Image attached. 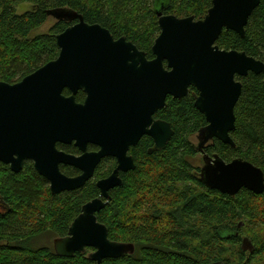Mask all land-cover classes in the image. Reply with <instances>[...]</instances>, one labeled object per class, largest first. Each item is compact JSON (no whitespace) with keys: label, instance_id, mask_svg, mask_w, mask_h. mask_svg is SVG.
<instances>
[{"label":"trees","instance_id":"16d2710c","mask_svg":"<svg viewBox=\"0 0 264 264\" xmlns=\"http://www.w3.org/2000/svg\"><path fill=\"white\" fill-rule=\"evenodd\" d=\"M24 2L33 9L18 14L16 6ZM211 4L212 0H0V81L17 82L57 57L56 35L71 22L58 19L47 32L32 34L51 17L50 11L74 10L114 37L124 35L152 57L151 45L160 31L155 10L201 19ZM244 30L243 37L223 30L216 44L264 62V0ZM238 79L242 89L230 132L235 145L214 139L204 151L225 161L242 158L264 173V74ZM194 91L190 87L181 99L168 96L165 107L155 113L174 131L163 149L147 152L152 144L147 136L130 148L135 168L120 174L122 184L109 191L111 200L96 217L110 240L133 243L134 252L101 264H264V190L256 194L242 188L230 196L199 179L200 167L193 164L199 151L190 137L206 121L193 105ZM82 99L77 93L76 100ZM57 146L77 153L73 144ZM114 165L113 158H105L83 187L52 194L48 181L30 163L18 173L0 163V264H96L87 256L92 248L60 257L53 245L34 242L44 234L52 239L65 236L81 206L99 195L96 181ZM61 170L67 176L77 173L68 166ZM244 238L251 251L242 249Z\"/></svg>","mask_w":264,"mask_h":264},{"label":"water","instance_id":"95a60500","mask_svg":"<svg viewBox=\"0 0 264 264\" xmlns=\"http://www.w3.org/2000/svg\"><path fill=\"white\" fill-rule=\"evenodd\" d=\"M260 0H212L201 19L176 17L155 10L159 34L154 39L152 59L126 41L114 39L98 23H88L74 10L50 11L55 20L75 21L56 35L55 59L14 83L0 81V162L18 173L25 160L49 183L52 194L81 188L94 175L102 159L113 157L116 166L96 181L99 195L81 206L67 234L53 239L60 257L92 248L88 258L96 264L134 252V244L110 240L96 213L111 200L109 191L122 184L119 172L135 168L128 154L144 135L153 139L151 151L165 147L174 131L155 119L168 96L181 99L196 89L193 105L206 120L199 128L196 149L218 139L234 146L230 137L235 125L234 106L241 94L235 76L264 74V62L243 51L221 49L216 40L223 30L245 34V25ZM68 88L70 95H64ZM82 89V103L75 94ZM74 145L76 156L58 150L56 144ZM98 146L87 151V145ZM80 171L67 176L59 165ZM200 181L209 189L230 196L245 188L264 190L263 171L242 158L225 161L217 154L203 155ZM243 250H252L244 238Z\"/></svg>","mask_w":264,"mask_h":264},{"label":"flooded vegetation","instance_id":"af4514ba","mask_svg":"<svg viewBox=\"0 0 264 264\" xmlns=\"http://www.w3.org/2000/svg\"><path fill=\"white\" fill-rule=\"evenodd\" d=\"M68 22H70V21H68ZM75 23V21H71V23L68 25V26H70V25H72V24H74ZM110 32V31H109ZM160 32V31H159ZM111 34V33H110ZM112 35V34H111ZM113 36V35H112ZM125 37L124 35H121V36H119V37H114L113 36V38L114 39H118V38H120V37ZM157 37V36H156ZM125 39H126V41H129V42H131L132 44H134L132 41H130V40H128L126 37H125ZM154 42V41H153ZM135 45V44H134ZM152 45H153V43H152ZM152 45H151V47H152ZM136 46V45H135ZM136 48L139 50V51H143V50H141V49H139L137 46H136ZM144 52V51H143ZM144 54H145V52H144ZM153 55V54H152ZM145 56H146V54H145ZM146 58L147 59H152L153 58V56L152 57H147L146 56ZM238 77H240V76H235V80L236 81H239L240 82V80L238 79ZM241 83V82H240ZM241 86H242V84H241ZM64 89H67V91L69 92L68 94H64L63 92V94L64 95H66V96H68V95H70L71 94V92H70V90L68 89V88H64ZM63 89V90H64ZM195 89V88H194ZM241 89H242V87H241ZM77 93H81L82 95H83V99H82V101H77L76 100V94ZM76 94H75V100L77 101V102H80V103H82L83 101H84V99H85V97H86V93L82 90V89H80V90H78L77 92H76ZM194 94H197V91H196V89H195V91L193 92V98H194ZM155 115V114H154ZM155 118V117H154ZM205 118V117H204ZM155 119H159V118H155ZM162 120V119H161ZM206 121V120H205ZM207 123V122H206ZM206 125V124H205ZM204 125V126H205ZM203 127V126H202ZM199 130V129H198ZM197 134H198V131H197V133L195 134V138L197 139ZM143 136H147V137H149L150 139H151V141H152V144H151V146L150 147H148L147 148V152H148V150L150 149L151 150V148L153 147V139H152V137H150L149 135H146V134H144ZM142 136V137H143ZM141 137V138H142ZM141 138L139 139V141L141 140ZM139 141H138V143H139ZM213 141H214V139L213 140H210V141H208L207 143H206V145H205V147L208 145V144H210V143H213ZM137 143V144H138ZM57 144H62V143H57ZM57 144H56V146H57ZM69 144H73L74 145V143L72 142V143H69ZM136 144V145H137ZM197 144H198V139H197ZM197 144H194L195 146H197ZM62 145H68V144H62ZM89 145H92V146H94L95 148H93V149H89L88 147H89ZM135 145V146H136ZM75 146V145H74ZM76 147V146H75ZM131 147H134V146H131ZM130 147V148H131ZM204 147V148H205ZM57 148H58V150H60V151H63V152H65V153H67V154H72V155H76V156H78V155H80L81 154V151L76 147V149H77V153H71V152H68V151H66V150H64V149H62V148H59L58 146H57ZM130 148H129V151H130ZM98 150V146H96V145H94V144H88L87 145V151H97ZM129 151H128V154L129 155H131L130 153H129ZM199 154H201V156H202V162H203V155H207V153H205V151H204V149H203V152H199ZM213 155V154H212ZM212 155H210V156H212ZM132 156V155H131ZM106 158H108V157H106ZM110 158H113V157H110ZM105 159V158H104ZM104 159H102L101 160V162L104 160ZM114 159V158H113ZM134 160V159H133ZM100 162V163H101ZM114 162H115V165H114V167L111 169V171H110V173L112 172V170L115 168V166H116V160L114 159ZM0 163H2V162H0ZM26 163H30L32 166H33V168H34V165H33V161H31V160H25L24 162H23V165H22V169H23V167H24V165L26 164ZM99 163V164H100ZM2 164H5V163H2ZM99 164L97 165V167L99 166ZM5 165H7V167L9 168V170H10V167H9V165L8 164H5ZM203 165V164H202ZM63 166H68V165H63V164H60L59 165V169H60V171L62 172V170H61V167H63ZM68 167H72V166H68ZM96 167V168H97ZM74 168V167H73ZM95 168V169H96ZM201 168V167H200ZM21 169V170H22ZM76 169V168H75ZM34 170L36 171V169L34 168ZM77 170V173L75 174V175H73V176H76V175H78L79 173H80V171L78 170V169H76ZM11 171V170H10ZM13 172V171H12ZM37 172V171H36ZM94 172H95V170H94ZM15 173V172H14ZM38 173V172H37ZM63 173V172H62ZM110 173H108L106 176H104V177H107ZM121 173H124V172H119V175L121 174ZM39 174V173H38ZM40 175V174H39ZM104 177H102V178H104ZM121 177V176H120Z\"/></svg>","mask_w":264,"mask_h":264},{"label":"rangeland","instance_id":"374dc122","mask_svg":"<svg viewBox=\"0 0 264 264\" xmlns=\"http://www.w3.org/2000/svg\"><path fill=\"white\" fill-rule=\"evenodd\" d=\"M33 9V5H31L30 3L24 2V3H20L16 6V12L18 14L24 13L26 11L32 10ZM55 22V19L53 17H49L46 22L40 26L39 28H37L35 31L32 32V34H41V33H45L47 32V30L49 29L50 26H52ZM190 140L192 141L193 144H197V139L195 138V134L192 135L190 137ZM193 164L195 166L201 167L203 162H202V156L201 154L197 155L194 159H193ZM35 246H46V245H53V239L52 236L44 234L42 236H40L39 238H37L34 242Z\"/></svg>","mask_w":264,"mask_h":264}]
</instances>
